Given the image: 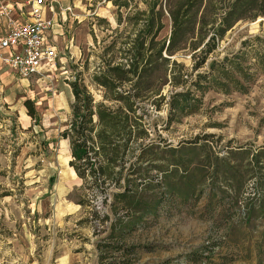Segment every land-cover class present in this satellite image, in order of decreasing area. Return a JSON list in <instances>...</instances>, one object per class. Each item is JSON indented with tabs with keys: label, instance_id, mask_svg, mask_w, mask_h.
Segmentation results:
<instances>
[{
	"label": "rangeland",
	"instance_id": "1",
	"mask_svg": "<svg viewBox=\"0 0 264 264\" xmlns=\"http://www.w3.org/2000/svg\"><path fill=\"white\" fill-rule=\"evenodd\" d=\"M78 1L72 46L58 54L56 69L7 90L0 79V264H262L261 256L245 253L247 236L240 246L231 238L235 224L245 221L243 209L252 223L264 221L258 217L264 212V16L239 21L208 58L239 56L243 92L230 83L210 85L170 124L165 110L147 107L151 157L162 168L151 172L153 184L143 194L160 203L156 217L128 233L113 254L102 245H119L108 240L109 229L115 212L126 216L112 209L115 190L84 187L78 178L58 189L59 173L72 160L69 140L62 137L72 116L68 82L80 75L96 100L102 99L90 73L118 26L111 2ZM170 31L166 18L162 36ZM176 59L193 66L190 52ZM28 99L39 124L27 113ZM178 168L193 192L185 202L162 187L165 174Z\"/></svg>",
	"mask_w": 264,
	"mask_h": 264
},
{
	"label": "trees",
	"instance_id": "2",
	"mask_svg": "<svg viewBox=\"0 0 264 264\" xmlns=\"http://www.w3.org/2000/svg\"><path fill=\"white\" fill-rule=\"evenodd\" d=\"M107 1L116 8L118 26L90 73L91 82L103 90L102 99L96 100L80 75L69 81L74 98L72 116L62 137L69 140L70 167L83 186L115 190L112 209L122 210L126 216L115 212L108 240L119 244L148 216L156 217L160 203L156 197L143 194L153 184L151 172L162 168L151 157L154 144L147 107L152 112L165 110L170 124L188 113L196 93L210 85L230 83L243 92L239 56L209 63L208 58L239 21L264 16V0H141L143 8L138 0ZM251 11L255 12L248 15ZM166 18L171 21V31L162 36ZM185 52L191 53L190 69L176 59ZM205 67L206 71L193 77ZM24 105L39 124L35 103L28 99ZM178 170L165 174L162 187L185 202L193 192L190 179ZM174 175L177 179H172ZM243 214L244 223L253 220L248 209H243ZM259 216L264 219V212ZM122 248L120 244L102 245V250L113 254ZM124 251L130 255L133 247Z\"/></svg>",
	"mask_w": 264,
	"mask_h": 264
},
{
	"label": "crops",
	"instance_id": "3",
	"mask_svg": "<svg viewBox=\"0 0 264 264\" xmlns=\"http://www.w3.org/2000/svg\"><path fill=\"white\" fill-rule=\"evenodd\" d=\"M78 2V0H46V3L39 7L44 19L54 21V27L50 33V39L56 47L57 54L62 52L64 53V50H70V47L72 46L73 38H70V31L73 24L76 21L78 22L79 20L78 14L76 13V4ZM2 6L7 7L10 12L4 16L0 15V37H5L7 35L10 30L12 21L20 20L24 22L30 20L29 13L31 12L33 6L30 5L28 0H0V7ZM13 53L14 51L10 49L0 51V79L2 82L1 87L6 90L10 89V87H12L16 82H18V85H24L26 81H29V78H22L16 71L8 67L3 62L4 57H9ZM57 64L58 57L54 63L46 64L44 66L41 75H47L51 71H54ZM73 99L74 98L72 94V103ZM76 178L79 179L78 176ZM262 222L263 223L260 224H254L252 223V221L247 224H235L236 235L231 238V241L236 242V244L240 246L242 245V241H244L243 237L247 236V240H249L247 241L248 245L245 249V253H247L248 255L253 254V256H261L263 258V261L260 262L264 264V221ZM261 242L262 244L259 247V244Z\"/></svg>",
	"mask_w": 264,
	"mask_h": 264
},
{
	"label": "built area",
	"instance_id": "4",
	"mask_svg": "<svg viewBox=\"0 0 264 264\" xmlns=\"http://www.w3.org/2000/svg\"><path fill=\"white\" fill-rule=\"evenodd\" d=\"M28 1L33 6L29 13L30 20L12 21L7 35L0 37V51H14L11 56L4 57L3 62L26 79L40 75L44 66L54 63L58 57L56 47L50 39L54 21L44 19L39 9L46 0ZM9 12L7 7H0L1 16Z\"/></svg>",
	"mask_w": 264,
	"mask_h": 264
},
{
	"label": "bare ground",
	"instance_id": "5",
	"mask_svg": "<svg viewBox=\"0 0 264 264\" xmlns=\"http://www.w3.org/2000/svg\"><path fill=\"white\" fill-rule=\"evenodd\" d=\"M76 177H77L76 173L72 167L70 166L64 167L59 173L58 189L63 191L64 190L63 188H66V186H72V181Z\"/></svg>",
	"mask_w": 264,
	"mask_h": 264
}]
</instances>
